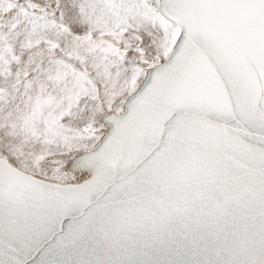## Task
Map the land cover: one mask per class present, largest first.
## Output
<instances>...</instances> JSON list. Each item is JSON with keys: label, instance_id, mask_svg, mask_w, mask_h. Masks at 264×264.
<instances>
[{"label": "snow or ice", "instance_id": "6c2138e0", "mask_svg": "<svg viewBox=\"0 0 264 264\" xmlns=\"http://www.w3.org/2000/svg\"><path fill=\"white\" fill-rule=\"evenodd\" d=\"M0 264H264V0H0Z\"/></svg>", "mask_w": 264, "mask_h": 264}]
</instances>
